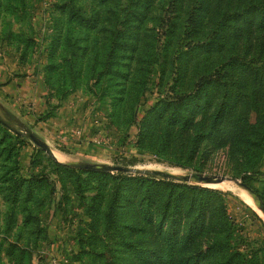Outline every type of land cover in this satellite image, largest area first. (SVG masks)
I'll use <instances>...</instances> for the list:
<instances>
[{"label": "rangeland", "instance_id": "rangeland-1", "mask_svg": "<svg viewBox=\"0 0 264 264\" xmlns=\"http://www.w3.org/2000/svg\"><path fill=\"white\" fill-rule=\"evenodd\" d=\"M5 1L0 0V116L12 128H27L67 161L52 157L28 136H18L0 125V264H106L109 260L148 264L137 253L141 237L131 233L125 246H115L111 233L104 232L99 223H92L90 206L100 183L96 176L73 166L80 163L96 164L98 171H105L108 165L126 166L130 168L126 173L160 178V173L177 170L172 178L184 183H188L185 177L197 174L224 177V182L245 189L240 183H249L257 190L247 189L255 205L229 188L209 186L231 195L228 210L237 224L236 233L242 236L239 243L254 251L264 264V211L260 208L264 204V142L259 139L263 132H246V123L257 127L264 111V29L243 30L244 25L238 23V31L232 33L231 27L222 30L226 41L220 51L216 47L198 50L181 60L186 71L178 86L170 67L163 73L160 63L145 61L147 36L161 8L156 1L150 11L146 10L143 30L147 32L141 33V45L126 60V75L120 80L128 88L122 92L116 90L112 74L98 78L90 71L87 62L95 55V68H103L101 45L96 46L97 53L88 50L89 54L79 59L83 65L80 72L73 74L69 69V60L74 56L64 42L67 27L56 23L61 15L59 2L69 0H7V6ZM251 1L264 5V0L242 3ZM187 3H180V15ZM90 5L87 2V8ZM215 28L214 24L209 26L208 16L204 15L194 37L208 41L207 34ZM76 33L70 32L72 36ZM176 48L175 43L171 52ZM213 69L228 72L223 77L226 85L219 87V92L232 97L231 112L236 115L221 124L226 132L223 146L212 148L207 140V155L187 161L184 147L188 133L169 135L163 124L155 126V119L145 129L141 122L157 102L174 96L170 88L196 94L198 78ZM140 82L142 89L138 91ZM235 121L245 133L239 139ZM147 131L152 134L144 141L142 132ZM164 132L167 135L162 141ZM178 161L187 165L175 164ZM57 162L73 168L74 174L58 167ZM79 176L83 193L77 192ZM33 177L43 183L34 188L31 199L17 198V183ZM189 183L208 186L196 178ZM104 184L110 186L112 181L107 179Z\"/></svg>", "mask_w": 264, "mask_h": 264}, {"label": "trees", "instance_id": "trees-1", "mask_svg": "<svg viewBox=\"0 0 264 264\" xmlns=\"http://www.w3.org/2000/svg\"><path fill=\"white\" fill-rule=\"evenodd\" d=\"M156 1L161 8L147 36L145 61L160 63L163 73L170 67L178 86L186 71L181 60L198 50L216 47L220 51L226 41L221 35L222 30L231 27L232 33L238 31V23L244 25L243 30L264 29V5L258 1L244 4L242 0H188L183 15L179 13L182 0H128L125 4L124 0L63 1L58 4L61 15L56 18V23L59 25L62 22L60 25L67 27L64 42L74 56L68 66L73 74L83 69L79 59L87 56L88 50L97 53L96 46L101 45L105 57L103 68H95V55L87 62L90 71L98 78L105 73L112 74L118 87L116 90H127V83L120 80L126 75V60L133 57L143 41L141 33L147 32L143 30L145 17ZM87 2H90V8H87ZM4 5L7 6V0ZM204 15L208 16L209 26H216L207 34L208 41L194 37L199 32ZM71 31L77 32L76 36H72ZM175 43L177 48L171 52L170 48ZM58 45L60 42L54 48L57 49ZM227 73L221 69L203 72L195 84L196 94L178 93L176 88H170L174 96L162 99L151 107L141 122L142 128H149L155 119V126L163 124L164 131L169 135L188 133V143L184 147L187 161L197 160L200 154L207 155V140H210L212 148L223 146L226 132L221 124L236 115V112H231L232 97L219 92V87L226 85L223 77ZM141 85V82L138 83V91L142 89ZM233 124L237 125L234 128L236 137L244 136L245 133L239 130L240 124L236 121ZM0 125L7 130L10 128L1 122ZM257 130L263 132L259 139L264 142V111L257 127L246 123L248 134ZM151 134L142 132L144 141ZM167 134L164 132L160 136L162 141ZM175 164L187 165L181 161ZM56 165L74 174L70 166L58 162ZM83 171L96 176L100 183L90 206L92 223H99L104 232L111 233L115 246H125L131 233L136 238L141 237L137 253L148 264H202V260H207V264H262V259L254 251L239 243L242 236L236 233L237 224L229 214L231 195L228 192L152 174ZM80 179L79 176L77 192L83 193ZM107 179L112 181L110 186L104 184ZM42 183L40 178L22 179L15 187L17 198L25 196L30 200L34 188ZM252 189L257 193L255 188ZM104 199L105 208H102ZM9 254L15 257L13 252ZM106 264L119 262L109 260Z\"/></svg>", "mask_w": 264, "mask_h": 264}, {"label": "water", "instance_id": "water-1", "mask_svg": "<svg viewBox=\"0 0 264 264\" xmlns=\"http://www.w3.org/2000/svg\"><path fill=\"white\" fill-rule=\"evenodd\" d=\"M0 122L3 124H7L6 121L0 116ZM8 125V124H7ZM9 126V125H8ZM11 130H13L14 132L21 134V135H26L29 138H31V140L40 148H42L43 150H45L48 154H50L52 157L56 158V155L54 154L53 150L50 148V146L43 141L42 139H40L39 137H37L34 133H32L31 131H29L27 128H24L23 131H19L16 128H12L10 127ZM74 167L76 168H80V169H87V170H96V169H100L99 166H97L96 164H92V163H80V164H73ZM105 171H109V172H114V171H123V172H128L130 171L129 167L126 166H105L103 168ZM156 174L158 172H155ZM160 175H163V178L168 177V178H172L174 177V175L170 174V173H160ZM192 178H196L198 182L200 183H207V185L209 186V184H217V183H222L224 182L225 178L224 177H209L203 174H197L195 176L193 175H189L187 177L184 178V180L186 182H191ZM242 186H245L250 192L251 189L249 187H247L244 183H240ZM209 187H213V186H209ZM260 208L262 211H264V204L261 203Z\"/></svg>", "mask_w": 264, "mask_h": 264}, {"label": "bare ground", "instance_id": "bare-ground-1", "mask_svg": "<svg viewBox=\"0 0 264 264\" xmlns=\"http://www.w3.org/2000/svg\"><path fill=\"white\" fill-rule=\"evenodd\" d=\"M54 154L56 155L58 160L67 161V159L63 155H61L59 152H54ZM176 173H177V170H172L170 172V174H172V175H175ZM212 185L229 188V189H231L233 191H236L239 194V196L242 199H244L246 202H248L249 204L255 205V200H254V197L251 195V193L247 189L242 188L240 186H237L233 182L225 181L223 183L212 184Z\"/></svg>", "mask_w": 264, "mask_h": 264}]
</instances>
